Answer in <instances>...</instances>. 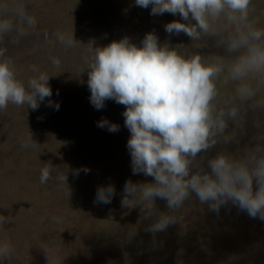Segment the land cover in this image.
I'll use <instances>...</instances> for the list:
<instances>
[{
    "label": "rangeland",
    "instance_id": "rangeland-1",
    "mask_svg": "<svg viewBox=\"0 0 264 264\" xmlns=\"http://www.w3.org/2000/svg\"><path fill=\"white\" fill-rule=\"evenodd\" d=\"M2 5H8L9 9L23 5L27 12L36 17V30L19 44L10 43L11 35L5 37L3 46L8 48L5 58L13 60L17 78L25 84L29 78L38 74L31 70L32 65H36L40 72L50 75L48 84L52 96L45 98L35 111L26 106L11 104L6 111H0V215L9 218V222L0 227V242L10 241L14 248L12 260H3L0 264H47L43 248L53 242L62 264H113L111 259L115 251L113 246L116 244V232L111 227L120 231V236L126 240L131 241L133 237L138 239L144 233L150 241L154 239L159 245L156 250L150 244L148 249L140 252L141 255L132 257L125 256L121 251L125 256L121 264H139L142 259L154 260L153 264L168 261L169 264H204L197 263L199 253H216L229 244L234 248L227 249L228 251L237 249L241 254L233 258L225 257L228 258L226 263L241 264L243 259L249 264H264L263 253L257 250V237H261L258 236L260 230L262 234L264 232V220L250 217L246 212L235 208V205L229 203L219 213H214L207 204H201L192 194L175 213L176 227L166 229L171 233L170 237L163 235L165 230L152 233L146 229L156 222L159 214H169L167 202L157 205L155 198L153 204L155 203L157 210L151 208L152 212L146 214L141 207H147L148 202L128 207L122 205V199L126 182L137 185L153 183V177L142 173L133 174L131 165L126 167L123 172L134 175V178L131 180L120 176L122 182L114 186L115 205L110 209L111 212L104 214L101 211V214H97L99 217H96L93 210L95 195L82 194L79 187L83 184L90 188L92 186L86 184L88 181H82L79 174H75L82 165H69L74 158L79 163L80 157L85 153L78 150L79 141L84 139L82 133L87 136L93 134L89 142L91 148L95 147L94 141L108 143L111 141L110 134L114 133L109 132L107 127L100 128L93 123L92 126L87 125L89 130H86L85 123L82 122L86 115L84 110L94 111V117L103 114L107 121L118 126H122L124 122L123 112L119 111L113 100H106L104 107L99 110L90 103L88 70L85 68L86 60L92 55V48L105 47L124 37L139 47L147 33H154L161 45L176 48L182 55L199 53L203 57L222 55L227 58L228 53L222 47L215 46V37L193 42L184 33L169 34L165 31L167 23L173 20L182 23L186 21L178 14L151 15V6H137L135 0H0V6ZM252 7L254 11L250 18L258 20L257 26L264 28V0H252ZM57 32L72 33L77 41L76 46H62L56 41L54 34ZM52 58H59V68L53 65ZM234 87L231 83L221 87L222 95H231ZM49 99L59 104L58 111L47 106ZM257 99H264V90L258 94ZM248 103L250 102H247L246 107ZM109 109L111 112L106 114ZM261 111L263 116L255 114L252 120L256 123L262 121L264 125V109ZM128 139L122 144L127 146ZM24 143H28L30 147H22ZM89 159L88 163L91 165L98 162ZM44 166L52 168V179L41 184L40 170ZM109 169L103 167L100 172ZM61 173L67 176L66 185L56 179ZM38 187L48 194L45 200L40 199L35 204L32 200H38L41 195ZM88 187L86 189L90 191ZM219 220L226 221L225 230L223 227L220 230L217 226H208ZM182 221L190 224L185 227L183 223L178 227ZM258 222L262 225H258ZM86 225L92 228L91 231ZM243 226L249 230V236L247 230L240 228ZM123 237L118 238V241ZM181 241L184 245H181ZM131 243L124 245L126 248L135 245ZM262 245L264 246V240Z\"/></svg>",
    "mask_w": 264,
    "mask_h": 264
},
{
    "label": "clouds",
    "instance_id": "clouds-1",
    "mask_svg": "<svg viewBox=\"0 0 264 264\" xmlns=\"http://www.w3.org/2000/svg\"><path fill=\"white\" fill-rule=\"evenodd\" d=\"M135 4L151 6V15L178 14L186 23H167V33H184L193 42L215 37V46L222 47L228 57L182 55L176 48L161 45L154 33H147L139 47L124 37L91 49L85 68L90 103L97 110L106 100L125 106L122 115L130 132L127 148L132 172L154 178L153 183L142 185L126 182L122 205L148 202L151 210L155 198L165 200L169 214H159L146 229L152 233L176 223L175 213L192 194L210 211L219 213L231 203L250 217L264 220V131L256 137L255 145L245 147L241 154L220 151L209 158L207 170L200 156L217 144L235 141L249 109H264V99H257L264 90V28L250 18L252 0H135ZM36 28V17L23 5L14 9L0 6V111L10 104L35 111L52 96L50 75L32 65L31 70L38 74L25 84L17 78L13 60L5 58L6 36L11 35L10 43L16 45ZM54 35L65 48L76 46L72 33ZM52 63L57 68L61 65L59 58H52ZM230 83L235 85L233 93L222 97L221 87ZM246 102H250L247 107ZM47 106L59 110V104L51 99ZM229 121L235 125L231 132L226 131ZM97 127L119 130L107 119L98 121ZM51 173L50 166L42 167L40 183L52 179ZM56 179L66 185L65 173ZM114 195V186L99 187L95 202L111 203ZM8 222V217L0 215V227ZM43 249L47 264H62L54 242ZM13 256L11 242H0V261H11Z\"/></svg>",
    "mask_w": 264,
    "mask_h": 264
},
{
    "label": "trees",
    "instance_id": "trees-1",
    "mask_svg": "<svg viewBox=\"0 0 264 264\" xmlns=\"http://www.w3.org/2000/svg\"><path fill=\"white\" fill-rule=\"evenodd\" d=\"M224 90L226 91V89H224ZM221 95H222V93H221ZM227 95L228 94L224 93L222 95V97H226ZM246 104H247V102H246ZM114 105H115V103L112 105V107ZM117 108L119 109V111L121 113L124 112V110H125V106L121 105V104H117ZM261 110L262 109H257V110H255V113L253 110H251V111H250V109L248 110V121L245 122L244 129L242 132L240 130H237V133H240V134H237V139L235 141L230 142L228 144H217L213 149L209 150L208 152L200 154V156L204 157L203 166L205 167V170H207V167H206L207 160L209 158L215 156L218 152L226 151V152H229L233 155H238V154H241L243 152L245 147H252L255 145L256 137L258 136V134L261 131H264V125L262 124V121H257V123H256L254 120H252V118L255 116V114H260L262 117L263 111H261ZM83 112H84V114H86V115H84L85 119L82 121L83 123H85V129L86 130H89L87 125H89V126H92L93 124L97 125L98 121H100L102 119H106L103 116V114H101V115L97 114L96 115L97 117H94L93 116L94 114H92V113H94V111L87 112L84 110ZM110 112H111V109L107 110L106 114H108ZM255 120H256V118H255ZM228 123H229V127L226 131L231 132L233 130V128L235 127V125L232 124L231 122H228ZM257 124H259V128L256 126ZM83 129H84V127H83ZM82 135H83L84 139H83V141L80 140L81 142L79 141V143H78L79 149L78 150L79 151L83 150V151H85V153H83L84 155H82L80 157L79 163L75 162L76 158H74V159L72 158L73 160L69 164V165H71V164L72 165H77V164L82 165V166H79L77 169V170H79V175L81 176V180L82 181H88L86 184L89 186L90 185L92 186V188H90L88 186H84V184L80 185L79 186L80 190H81L80 192L82 194H90V195L93 194V195H95L94 197L96 200V193H97V189L99 187H106L109 185H113L115 187L118 186V184L122 182V179L120 178V176H122L123 178L129 177V179L131 178V180L134 178V175H132V174L128 175L127 173L123 172V170H125L126 167H129L131 165L130 152H129L127 146L125 144H122V143H125L126 138H130V136H128V135H130V132L125 127L124 122L122 123V126L119 125L118 131L114 132L113 134H110L111 136L109 138H111V141H109L108 143H101L99 141H96V142L94 141V144H95L94 148H91L90 144H89L90 136L92 138L93 134L87 136L86 134L82 133ZM120 140H121V143H120ZM119 148H120V152H119ZM122 155H125V156H122ZM89 158L94 159L98 162H95V164L91 165L90 163H88V161L90 160ZM198 160H199V156H198ZM122 163H124V164H122ZM125 163H126V165H125ZM83 165H87V166H83ZM85 167L89 169V171L87 173H85L83 171V169ZM103 167L110 168V169L106 170L105 172H100V170ZM68 170H71V169H68ZM86 187H88L90 191H88L86 189ZM38 189L40 190L39 187H38ZM40 191H41V195L39 196V199L38 200H32L35 204L37 202H39L40 199L45 200L47 198L46 194H48V193H46L43 190H40ZM193 195H195V194H193ZM114 199H115V196L112 198L111 203H108V204L95 202L96 204H95V208L93 210L96 214H94V215H96V217H99L98 215L101 214V211H103L104 214H107V213L109 214L110 209L115 205ZM156 203H157V205H159V204L165 203V200L157 198ZM46 206L49 207L48 205H46ZM149 207H150V205L148 204L147 207H141V208H143V210H145L144 212L146 214H148V213L152 212V210L148 209ZM226 207L228 208V206H226ZM152 208L154 211L157 210L155 207V203L152 205ZM222 208H223V206L220 208V210ZM235 208H236V206H235ZM225 210H226V208H225ZM234 211H235V209H234ZM214 213H216V212H214ZM227 214H228V211L226 210V215ZM103 219H104V221H108L107 218H103ZM221 221L222 222H220V220L216 221V224H214L212 222L213 224L212 223L208 224V226L214 225V226H217L218 228H220V230H221V227H223V230H225V228H226L225 222L226 221H224V220H221ZM183 223H185V227H188V225L190 224L188 221H182V222H180L178 227L182 226ZM258 225H262V224H259V222H258ZM88 226H90V224ZM88 226L86 225L88 230L91 231L92 228L88 227ZM169 227H176V223L169 225L167 228H169ZM240 228L241 229L244 228L245 230H247L248 231L247 236H249V230L246 227L243 226ZM111 229L114 232H116V234H115L116 244H114V246H113L115 251L113 250L114 254H113V257L111 259L113 264H121L123 262V259L125 258V256L132 257L133 255H135V256H138L139 254L141 255V253H143L145 251V249H148V245H150V244H152L155 249L157 246H159L156 244L157 242H154V239H151V241H150V238L148 236H146L144 233L138 239H137V237H133V238H131L132 240L130 241V240L124 239L123 236H120L121 235L119 233L120 231L119 232L115 231V229L112 227H111ZM258 229L260 230V228H258ZM220 230L217 229V231H220ZM223 233H226V232H223ZM170 234H171L170 232L165 230V233L163 235H169V237H170L171 236ZM242 234L245 235L244 232H242ZM197 235H200V232H197ZM119 236L123 237V238L118 241V238H120ZM258 236H261V237H257V240H258L257 250H259V252L261 251V253H263V256H264V246L262 245V242L264 240V232L262 234V232L260 230ZM156 237L159 239L158 234L156 235ZM173 240L178 241L177 239H173ZM138 241H139V243H138ZM130 242H132L131 244L134 243L135 245H130V246H127V248H126L124 244L130 243ZM181 245H184L183 241H181ZM224 247L225 248H222L224 250H220L219 252H216V253H213V251H210L208 253L207 252L199 253L197 255V260H198L197 263L203 262L204 264H229V263L225 262V261H228V258H225V257L233 258L234 256L237 257V256H240V254H241L240 252H239L240 254L238 253L237 249L234 251L233 250L228 251L227 249L234 248L230 244L227 246H224ZM121 251L125 255L124 257H123V254L120 253ZM263 256L261 255V258ZM150 261H151V263H150ZM150 261L148 259H145V260L142 259L139 264H153L154 260H150ZM169 262L170 261L159 262V264H169ZM229 262H230V260H229ZM155 263H157V262H155ZM240 263L241 264H249L250 262L247 263L245 260L242 259ZM256 264H258V263H256Z\"/></svg>",
    "mask_w": 264,
    "mask_h": 264
}]
</instances>
